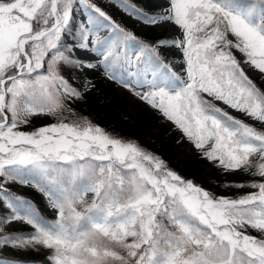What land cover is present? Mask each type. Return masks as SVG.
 Returning a JSON list of instances; mask_svg holds the SVG:
<instances>
[{
  "label": "snow or ice",
  "instance_id": "1",
  "mask_svg": "<svg viewBox=\"0 0 264 264\" xmlns=\"http://www.w3.org/2000/svg\"><path fill=\"white\" fill-rule=\"evenodd\" d=\"M0 264H264V0H0Z\"/></svg>",
  "mask_w": 264,
  "mask_h": 264
},
{
  "label": "rangeland",
  "instance_id": "2",
  "mask_svg": "<svg viewBox=\"0 0 264 264\" xmlns=\"http://www.w3.org/2000/svg\"><path fill=\"white\" fill-rule=\"evenodd\" d=\"M109 92H111L114 96L113 100L110 102L106 98ZM100 96L105 97L107 102L111 106H115L117 108L118 112H120V116L123 118L124 121L133 125L134 127L146 128L147 141H144L141 137H133L140 140V142L147 147H149L147 143L150 142L155 144L160 149L168 150L167 156L163 157L168 160L169 165L173 169L179 171L182 175L190 176L191 172H194L196 174L197 160L195 154L189 155L184 149L174 148V134L173 137H168L166 129L164 127L158 126L152 119L145 118V116L140 112L139 108H137L135 105L128 103L126 99L116 98L114 91L108 90V92L101 94ZM129 109H134L136 111L137 115L134 119L127 118L126 112ZM154 134L155 139L153 140ZM151 150L157 152L154 149ZM181 157H183V159H181Z\"/></svg>",
  "mask_w": 264,
  "mask_h": 264
},
{
  "label": "trees",
  "instance_id": "3",
  "mask_svg": "<svg viewBox=\"0 0 264 264\" xmlns=\"http://www.w3.org/2000/svg\"><path fill=\"white\" fill-rule=\"evenodd\" d=\"M89 113L93 116L95 121L100 125L107 128L109 131L119 133L121 136H137L141 137L144 141H147V133L145 127H134L127 123L120 116L115 106H111L105 97L98 95L95 103L89 108ZM150 149L156 150L162 156H167L168 150L160 149L155 144L147 143ZM191 175H196L194 172Z\"/></svg>",
  "mask_w": 264,
  "mask_h": 264
}]
</instances>
